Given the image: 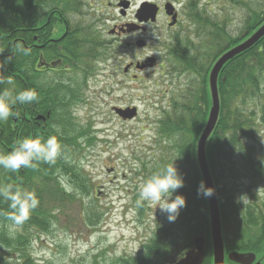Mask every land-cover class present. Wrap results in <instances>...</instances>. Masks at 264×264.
Here are the masks:
<instances>
[{
    "label": "trees",
    "instance_id": "obj_1",
    "mask_svg": "<svg viewBox=\"0 0 264 264\" xmlns=\"http://www.w3.org/2000/svg\"><path fill=\"white\" fill-rule=\"evenodd\" d=\"M187 5L184 15L196 39L189 33L183 38L178 34L172 46L173 71L185 73L187 89L177 101L173 100L171 113L159 122V135L168 139L173 158L157 168L174 161L184 177V186L177 194L185 197L186 206L174 222L162 226L157 222V228L152 229L150 238L142 242L137 254L120 257L113 264H175L193 248L194 239L201 236L205 239L203 264L212 263L208 201L197 193L202 177L196 147L211 106L206 76L215 59L264 23V7L245 5L239 33L230 34L226 21L221 22L220 17L198 9V3L192 0ZM83 7L84 0H0V49H4L0 62L12 55L17 43L31 48L28 56L15 53L13 61L4 68V74L13 78L17 91L35 89L39 95L38 103L15 107L14 111L20 113L18 118L0 122V152L10 151L17 140L31 135L47 138L58 134L60 139H67V145L62 143L64 154L55 165L40 163L35 169L22 168L14 173L0 168V186L12 184L35 191L40 200L38 208L20 227L23 232L27 230L24 226L48 231L50 213L44 199L47 186L52 184L56 189L58 183L53 177L57 171L63 169L65 173L74 174L79 168L75 161L69 162L67 158L74 152L72 148L78 145L77 141L76 144L71 141L69 134L63 136V131L51 130L52 122H59L57 125L61 127L71 123L68 107L77 101L73 90L69 92L65 88L60 94L58 88L64 82L57 78L58 74L75 75L81 69V59L94 60L98 50L106 47L102 40H97L92 27L76 24L78 9ZM56 26L63 30L54 35ZM85 71L83 68L82 72ZM218 76L219 117L207 138L205 160L217 195L225 253L255 252L257 260L264 264V160L257 156L254 147L258 142L259 125L264 123V37L224 64ZM67 102L71 104L68 106ZM46 113L50 115L48 124L38 119ZM251 180L259 183L251 186ZM61 195L60 199L66 197L64 190ZM10 211L8 202L0 199V212ZM0 221L10 222L2 215ZM0 245H12L1 230ZM13 254L6 250L0 252V264H10ZM225 263L233 264L227 260Z\"/></svg>",
    "mask_w": 264,
    "mask_h": 264
},
{
    "label": "rangeland",
    "instance_id": "obj_2",
    "mask_svg": "<svg viewBox=\"0 0 264 264\" xmlns=\"http://www.w3.org/2000/svg\"><path fill=\"white\" fill-rule=\"evenodd\" d=\"M170 1L84 0L83 9H78L76 24H88L86 26L92 27L97 40H102L107 47L100 48L94 60L81 59V69L75 75L57 76L64 82L58 88L60 94L65 88L69 92L73 90L77 101L68 107L72 123L61 127L57 125L59 122H52L51 131L59 129L63 136L69 134L71 141L75 144L77 141L78 145L72 148L74 152H70L67 158L69 162L75 161L79 168L74 174L65 173L63 169L57 171L53 177L58 183L56 189L52 184L47 186L44 198L50 213L47 232H40L34 226H24L27 232H23L10 222L0 221V230L12 241L11 246L0 245V252H14L8 263L113 264L120 257L137 254L142 242L150 238L153 228H157V222L161 226L169 222L159 208L138 203L139 190L144 180L163 162L173 158L168 139L159 135V122L171 113L169 109L173 100L177 101L186 93L187 79L181 70L170 74L167 70L163 73L160 67L167 44V35H163L167 25L164 18L150 25L148 36L140 38L137 35L135 42L141 40L146 44L143 49H127L126 45L136 36L121 35L123 37L119 38L118 29L132 23L142 3L159 6ZM187 1L177 0L178 8ZM197 3L211 16L224 9L220 19L227 22L230 34L239 33L245 5L264 7L263 0H197ZM61 30L56 26L54 35L56 32L60 34ZM253 34H247L243 42ZM192 36H195L193 32ZM145 58L155 59L157 65L144 71L132 68L128 75L123 73L128 70V64H142ZM168 65L167 61L165 67L171 70L173 66ZM83 68L85 72H82ZM211 69L212 66L207 80ZM70 104L67 102L68 106ZM80 106L87 109L84 117L74 114ZM116 106L135 108L137 116L120 119L112 112V107ZM259 130L254 147L257 156L264 160L263 122ZM61 141L67 145V139L61 138ZM257 183V180H251V186ZM61 190L65 191L63 199L58 197L62 196ZM256 261L260 264V260Z\"/></svg>",
    "mask_w": 264,
    "mask_h": 264
},
{
    "label": "clouds",
    "instance_id": "obj_3",
    "mask_svg": "<svg viewBox=\"0 0 264 264\" xmlns=\"http://www.w3.org/2000/svg\"><path fill=\"white\" fill-rule=\"evenodd\" d=\"M4 49H0V54ZM25 56L30 55L31 48H26L17 43L12 55L0 62V122H6L10 118H18L20 113L14 111L17 105H31L39 102V95L35 89L17 91L14 80L10 75L4 74V68L13 61L15 53ZM8 85V87H3ZM87 109L78 107L74 114L84 117ZM60 130L57 129V133ZM64 154V145L58 134L44 138L40 135H31L17 140L13 148L8 152H0V168L14 173L20 169H35L37 164L55 165L57 159ZM184 186V177L178 171L174 161L161 167L151 174L142 183L139 190L138 203H148L159 208L170 222H174L179 216L180 210L186 206L183 195L177 194V190ZM198 195L210 197L214 193L211 187H205L202 181ZM0 199L8 202L10 212H0L4 219L15 227H22L29 220L30 214L38 208L40 200L35 191L24 190L19 186L6 184L0 186Z\"/></svg>",
    "mask_w": 264,
    "mask_h": 264
},
{
    "label": "water",
    "instance_id": "obj_4",
    "mask_svg": "<svg viewBox=\"0 0 264 264\" xmlns=\"http://www.w3.org/2000/svg\"><path fill=\"white\" fill-rule=\"evenodd\" d=\"M165 9L169 14V6L165 5ZM137 18L139 22L148 20L154 21V16L157 13V8L154 5L142 4L140 9L137 11ZM262 37H264V25L261 26L254 34L251 36L250 39L241 43L240 45L236 46L235 48L231 49L230 51L226 52L222 55L218 61L214 64L210 75H209V86L211 99H212V108L209 113V117L203 131L198 138L197 149H196V158L199 166V171L201 172L202 181L205 184V187H211L214 189L213 181L211 180V175L208 170L207 162H206V155H205V145L207 142V138L213 132L216 123L217 117L219 114V100H218V91H217V75L219 74L220 70L228 61L232 60L234 56L245 52L247 49L252 47L255 42L259 41ZM137 46L143 45L142 43H137ZM137 69L143 68V66H136ZM135 109H114V112L118 114L122 118L131 119L135 116L136 112ZM208 200V208H209V217H210V230H211V245H212V252H213V263L212 264H224V243L221 236V224H220V216H219V208L218 202L216 201V193L214 191L213 195L207 197ZM194 250L186 254L185 258L177 262L176 264H203L204 259V239L196 238L194 240ZM264 251V246H263ZM228 260L231 263L235 264H253L256 260L255 253H240V252H231L227 256Z\"/></svg>",
    "mask_w": 264,
    "mask_h": 264
},
{
    "label": "flooded vegetation",
    "instance_id": "obj_5",
    "mask_svg": "<svg viewBox=\"0 0 264 264\" xmlns=\"http://www.w3.org/2000/svg\"><path fill=\"white\" fill-rule=\"evenodd\" d=\"M170 3H171L170 5H172V7L170 9V16L165 11L164 5L166 3L164 5H159V6H158V4L155 3L158 7V11H157V14L155 16L156 19H155V21H153V23L151 22V20H149L147 22L142 21L141 23H138L137 18H135L136 17V14H135V16H133L134 19L132 20V23L121 26L122 28L118 29V31H120L118 33V37L119 38L123 37L121 35H128L131 37L136 36L130 44L126 45V48L127 49H133V50H135V48L136 49H143L146 45L145 42L138 40V41L143 42V45H142V47H137V45H136L135 40L138 39L137 35H139L140 38L145 37V35L148 36V34H149L148 28L150 27V25L153 26L157 23L159 18L160 19L164 18L166 20L167 25L165 27L166 32L163 35H167L166 36L167 39H165V41H166L165 43H167L166 46L169 47V51L167 50V47L165 46V52H166L165 54L166 55H164L161 58L162 64L160 65V67L162 68L163 73L165 72V70H167L170 74H173V68H171V70H170L165 66H166L167 61L169 62L168 67L173 66V57H172L173 56V47L172 46H173V44L176 43V38H177L178 34H180V38L182 37L181 35H183L185 33L186 29H188V28H186V26L188 24H190V22L185 23L186 16L184 15V12H185L186 5H184L183 7H180V9H179L177 0L175 2H173V0H172V1H170ZM173 13H175L174 17L172 16ZM173 21H174V24H173ZM113 33H115V31ZM152 43H154V41H152ZM159 43H161V42H159ZM136 65H137V63L135 65L128 64L127 65V66H129L128 70L123 71V73L125 75H128L132 68H136ZM139 65L143 66V68L140 70L144 71L147 68H149V69L154 68L157 65V62L155 59L153 60L152 58H148V59L145 58L143 60V63L139 64ZM125 75H123V76H125ZM116 107L122 108V109L127 108V107H121V106H116ZM49 118H50L49 113H46L45 115L41 116V118H40V116L38 117L39 120L43 121V123H46V124L50 123Z\"/></svg>",
    "mask_w": 264,
    "mask_h": 264
}]
</instances>
